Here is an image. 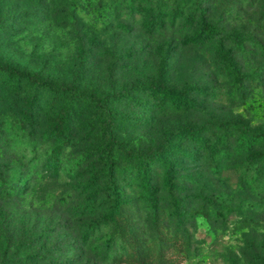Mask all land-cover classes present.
<instances>
[{"label": "rangeland", "instance_id": "obj_1", "mask_svg": "<svg viewBox=\"0 0 264 264\" xmlns=\"http://www.w3.org/2000/svg\"><path fill=\"white\" fill-rule=\"evenodd\" d=\"M188 3L213 28L203 43H184L172 26L149 31L143 18L159 17V0H0V67L23 85L14 91L0 70V264H264V161L235 150L242 137H261L253 150L264 153V0ZM161 66L169 87L195 88V109L162 110L138 90ZM51 87L76 95L56 171L50 133L66 92ZM187 126L202 129L207 150L177 138ZM104 131L132 204L121 233L106 219L114 195ZM163 146L173 186L155 173L153 203L129 161Z\"/></svg>", "mask_w": 264, "mask_h": 264}, {"label": "trees", "instance_id": "obj_2", "mask_svg": "<svg viewBox=\"0 0 264 264\" xmlns=\"http://www.w3.org/2000/svg\"><path fill=\"white\" fill-rule=\"evenodd\" d=\"M172 0H159V6L163 8L159 11V17L153 18V15H145L143 18V24L149 31L161 30L167 31V26H172V28H179L178 34L181 35L183 42L187 44L204 42L206 37L210 35V31H213V28L205 22L197 13L193 12L191 7H189L188 0H180V4L178 8H173V3L170 6ZM182 21V22H181ZM200 22V23H199ZM196 23V24H195ZM199 23L198 30L193 36H188L189 28L197 25ZM180 25L181 27H179ZM82 48V47H81ZM83 50V48H82ZM0 70L4 71L1 67ZM4 74L8 75L10 80V85L12 89L16 92H20L22 85V77H19L13 70L6 69ZM195 88L188 87L182 91H176L175 89L169 87V73L165 66H161L157 71V80L150 84L139 88L138 90H146L149 91L151 95L156 98V107L159 109H173L175 111H185L190 109H195L197 104L195 101L189 98L188 92L194 90ZM53 94L61 93V91L66 92L63 94L65 96V102L63 103L61 110L59 112L58 119L50 133L53 137L54 143L52 147V155L50 157L51 169L58 170L62 157L64 156L65 147L68 143L69 137L72 134L71 120L72 114L75 110V101L73 97L76 95H69L67 89H61L51 87ZM123 98H127L134 103L139 104L140 100L135 96L129 95L128 93H123L121 95ZM30 100L28 103L31 106L36 104V94L32 93L29 96ZM27 116V114H24ZM108 135V136H105ZM177 138L181 140H190L198 147L207 150L208 140L205 136H203V132L201 128L187 126L182 127L178 133L176 134ZM172 137V134H168V139ZM102 143L100 145V155L102 160L104 161L107 170V174L109 176L112 192L114 195L113 205L109 208L108 214L106 215L107 221L111 224H114V227L117 231L121 233V225L122 220L125 219L126 206H131L132 204L130 200H126L124 198L122 188L116 183L118 174L116 173V163L114 162L112 152L114 149V137L109 135L106 131H104V136L102 139ZM261 140V137L250 139L249 137H242L238 145L236 146V152H240L244 154L245 152H251V155L255 156V158L259 157V160L264 161V153L259 151H254L253 147L257 145V142ZM177 148L176 146H173ZM229 146L222 142L220 147H216V151L218 152V156L222 158H227L229 153ZM170 153V149L168 147H160L159 151L150 157H137L134 158L133 161H129L130 168L134 167L138 173L139 186L142 194L146 199H151L154 203L155 200V190L153 183V176L155 173L162 171L164 174L163 183L167 186H173V175H174V163L171 162L168 155ZM250 154V153H249ZM93 184L97 183L98 176L93 175L90 180ZM135 184H131L129 188L134 189ZM173 204L176 206V210H179V202L177 200L173 201ZM154 211L156 212V216L161 213L160 209L154 207ZM135 243H138L136 239H134ZM135 251L138 254H141L140 245H136ZM139 256V255H138ZM137 256L138 260L139 257Z\"/></svg>", "mask_w": 264, "mask_h": 264}]
</instances>
